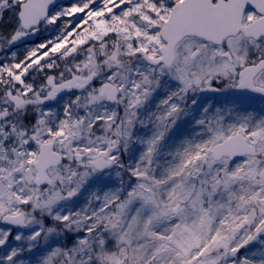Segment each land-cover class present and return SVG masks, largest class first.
Returning <instances> with one entry per match:
<instances>
[{
	"label": "snow or ice",
	"instance_id": "1",
	"mask_svg": "<svg viewBox=\"0 0 264 264\" xmlns=\"http://www.w3.org/2000/svg\"><path fill=\"white\" fill-rule=\"evenodd\" d=\"M0 264H264V0H0Z\"/></svg>",
	"mask_w": 264,
	"mask_h": 264
},
{
	"label": "rangeland",
	"instance_id": "2",
	"mask_svg": "<svg viewBox=\"0 0 264 264\" xmlns=\"http://www.w3.org/2000/svg\"><path fill=\"white\" fill-rule=\"evenodd\" d=\"M22 53V55H23V50L21 49V51H20V54ZM212 101H209V103H211Z\"/></svg>",
	"mask_w": 264,
	"mask_h": 264
},
{
	"label": "flooded vegetation",
	"instance_id": "3",
	"mask_svg": "<svg viewBox=\"0 0 264 264\" xmlns=\"http://www.w3.org/2000/svg\"><path fill=\"white\" fill-rule=\"evenodd\" d=\"M207 95L211 96V95H214V94L209 93V94H207Z\"/></svg>",
	"mask_w": 264,
	"mask_h": 264
},
{
	"label": "water",
	"instance_id": "4",
	"mask_svg": "<svg viewBox=\"0 0 264 264\" xmlns=\"http://www.w3.org/2000/svg\"><path fill=\"white\" fill-rule=\"evenodd\" d=\"M65 2L67 3V2H70V0H65Z\"/></svg>",
	"mask_w": 264,
	"mask_h": 264
},
{
	"label": "trees",
	"instance_id": "5",
	"mask_svg": "<svg viewBox=\"0 0 264 264\" xmlns=\"http://www.w3.org/2000/svg\"><path fill=\"white\" fill-rule=\"evenodd\" d=\"M22 56V54H20Z\"/></svg>",
	"mask_w": 264,
	"mask_h": 264
}]
</instances>
